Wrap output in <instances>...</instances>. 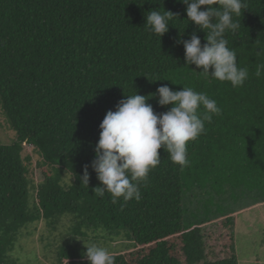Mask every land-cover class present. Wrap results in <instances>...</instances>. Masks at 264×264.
<instances>
[{"label": "trees", "instance_id": "1", "mask_svg": "<svg viewBox=\"0 0 264 264\" xmlns=\"http://www.w3.org/2000/svg\"><path fill=\"white\" fill-rule=\"evenodd\" d=\"M247 4L234 17L239 29L225 33L249 70L234 87L186 64L178 41L195 33L203 45L207 33L187 20L179 0H0V102L17 135V143L0 145V264H21L11 254L24 232L41 222L56 229L64 216L81 238L90 228L95 238L125 230L135 248L115 264H238L233 233V254L211 257L203 227L222 220L234 227L236 214L264 204V74L255 75L264 63L256 56L264 0ZM153 9L177 15L161 38L144 26ZM162 85L205 92L222 111L187 145L189 166L158 149L161 163L141 182L139 201L97 196L102 184L91 163L107 111L125 95L149 96ZM158 99L147 101L156 113L171 108ZM27 146L39 157L35 172ZM58 264L89 262L65 250Z\"/></svg>", "mask_w": 264, "mask_h": 264}, {"label": "clouds", "instance_id": "2", "mask_svg": "<svg viewBox=\"0 0 264 264\" xmlns=\"http://www.w3.org/2000/svg\"><path fill=\"white\" fill-rule=\"evenodd\" d=\"M179 2L186 5L187 20L207 33L203 45L195 33L188 40L178 41L185 49L186 64L202 68L199 72L206 77L229 82L234 87L243 86L249 78V70L238 65L237 52L228 46L225 33L239 29L240 22L234 17H239L248 9L247 0ZM173 17L177 15L171 11L153 9L147 12L144 26L161 38L168 32ZM256 56H264V47L258 48ZM262 74L264 63L258 64L255 72L258 78ZM157 95L160 106L172 105L168 111L156 113L153 106L147 103ZM125 96L126 99L118 102L115 111H107L101 122L100 138L91 163L102 184L94 189V194L103 197L107 191L112 194L114 204L121 197L125 202L133 198L137 201L141 199V182H146L150 171L161 163L158 149L163 147L174 164L182 168L189 166L187 145L206 133L205 123H211L213 115L222 111L205 92L185 85L182 90L173 91L162 85L149 96L140 95L137 91ZM87 169L85 165L83 182L88 185ZM84 245L86 252L83 256L89 264H115V256L106 247L96 242L84 241Z\"/></svg>", "mask_w": 264, "mask_h": 264}, {"label": "rangeland", "instance_id": "3", "mask_svg": "<svg viewBox=\"0 0 264 264\" xmlns=\"http://www.w3.org/2000/svg\"><path fill=\"white\" fill-rule=\"evenodd\" d=\"M17 143V135L11 128L5 116L0 102V145H13ZM24 156H32L31 170L35 172L39 157L35 154L31 146L24 149ZM69 175L63 181L69 182ZM33 181L38 185L37 173L32 176ZM35 192H32V197ZM34 201V198L32 199ZM72 217H62L57 223L56 229L44 224L32 226L24 232L23 237L16 244V249L11 254L15 261L21 264H58L60 253L65 250H72L81 254L86 252V243L96 242L100 246L106 247L114 256L124 254L135 248V243L127 238L125 230L119 231L110 237H103L102 234L95 238L98 230L90 228L86 231V237L81 238L74 232L71 221ZM235 225L225 224V221H217L203 227L206 250L209 256L214 255L222 258L217 250L230 257L232 253V239H227L228 233H233L235 237L238 264H264V204L246 209L235 215ZM232 238V237H231ZM177 248V247H176ZM178 249V248H177Z\"/></svg>", "mask_w": 264, "mask_h": 264}]
</instances>
